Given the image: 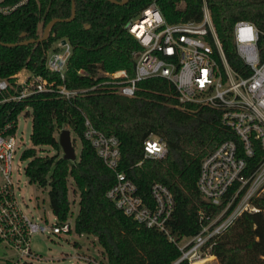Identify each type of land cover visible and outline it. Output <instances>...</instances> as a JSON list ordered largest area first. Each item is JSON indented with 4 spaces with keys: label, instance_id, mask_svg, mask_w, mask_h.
I'll return each instance as SVG.
<instances>
[{
    "label": "trees",
    "instance_id": "obj_1",
    "mask_svg": "<svg viewBox=\"0 0 264 264\" xmlns=\"http://www.w3.org/2000/svg\"><path fill=\"white\" fill-rule=\"evenodd\" d=\"M154 1L170 23L201 20L206 2L229 63L244 75L251 72L237 51L233 28L239 20L255 23L261 31L259 47L263 50L264 0H129L124 5L109 0H76L73 20H68L72 0H29L11 14L0 13V78L15 83L13 76L27 69L63 82L70 89H90L103 79L98 69H127L133 76V52L141 45L125 24ZM55 19L61 20L40 40ZM32 39L35 42L12 47L2 44ZM62 39L73 47L64 80L46 67L48 51ZM81 69L92 76L81 75ZM22 112L33 120V147L23 153L28 161L25 173L29 182L48 188L51 211L64 221L71 213L72 178L80 197L75 231L95 236L108 264H170L180 251L165 233L139 224L107 198L115 173L84 139L86 116L98 129L119 137L120 169L137 184L141 196L150 201L155 182L164 183L173 192L176 208L169 227L175 236L197 234L201 229L199 212L217 214L223 207L207 203L197 181L202 159L223 141L237 137L221 122L220 110L181 104L176 87L165 78L139 82L134 97L104 87L88 90L72 100L53 92H35L18 103L0 104V126L16 120ZM65 125L81 138L80 158L39 155L37 147L60 149L55 133ZM151 134L166 141L165 158L145 157V140ZM258 159L259 155L250 164ZM253 203L260 211L244 212L217 240L213 252L221 264H264V195L254 198Z\"/></svg>",
    "mask_w": 264,
    "mask_h": 264
},
{
    "label": "built area",
    "instance_id": "obj_2",
    "mask_svg": "<svg viewBox=\"0 0 264 264\" xmlns=\"http://www.w3.org/2000/svg\"><path fill=\"white\" fill-rule=\"evenodd\" d=\"M28 1L0 0V13L11 14ZM125 28L141 45L133 52V76L127 69L113 72L98 69V76L103 79L97 84L90 89H70L63 82L24 69L29 74L25 78H22L23 70L15 74V83L0 78V104L18 103L35 92H53L72 100L88 90L102 87L124 97H134L139 82L165 78L176 87L181 104L220 110L221 122L234 132L237 140L223 141L202 159L197 186L207 203L223 207L217 214L205 215L200 211V231L182 237L175 236L169 227L176 208L170 188L162 182L153 183L151 200L147 201L139 194L137 184L120 169L119 137L98 129L87 116L84 121V139L115 173V182L108 189L107 198L126 216L168 236L180 251L170 264H203L220 236L244 212L260 211L253 199L264 190V48L259 47L261 31L248 20H239L234 25L237 51L251 71L244 75L229 63L206 2L201 20L170 23L154 1L132 17ZM63 40L48 51L46 58L47 69L60 75L62 80L73 52L70 42L63 43ZM79 73L92 76L84 69ZM98 76L94 75V78ZM27 110L31 112L30 107ZM21 114L16 120L0 126V242L17 257V260L0 258V264L38 259L40 255L33 251L31 244L34 234L61 235L75 229L69 219L62 221L54 215L51 221L45 216H34L20 205V180L15 182L13 173L20 178L25 170L23 153L29 149L16 133ZM144 151L147 158L163 159L168 155V145L151 134L145 140ZM258 155L259 159L250 164Z\"/></svg>",
    "mask_w": 264,
    "mask_h": 264
},
{
    "label": "rangeland",
    "instance_id": "obj_3",
    "mask_svg": "<svg viewBox=\"0 0 264 264\" xmlns=\"http://www.w3.org/2000/svg\"><path fill=\"white\" fill-rule=\"evenodd\" d=\"M29 72L22 71V78H25ZM63 129H70L73 143L75 146L77 159L80 158L82 141L77 136L74 130L69 125H65L62 129L56 131V136L59 139L60 133ZM33 130V120L31 115L22 113L19 116L17 137L26 142L28 148L33 147L31 140ZM36 151L41 156H51L59 154L64 156L63 149L57 151L50 146L37 147ZM27 160L24 161V168H26ZM15 182L20 180L19 202L21 207L26 211H31L34 216H45L51 221L53 220V213L50 208L48 188H43L35 183H30L29 179L23 170L20 178L13 173ZM1 181V176H0ZM264 190L257 196H263ZM69 197L71 201V213L69 215L70 222L74 225L76 216L79 212V192L75 191V184L70 178L69 181ZM27 204V205H26ZM32 249L38 253L40 257L27 261L21 259L18 264H108L104 248L98 242V239L93 235L76 233L75 229L67 234H41L37 233L31 239ZM214 249V248H213ZM212 251L208 254V259L203 264H221L219 258ZM13 257L17 260L15 253L6 247V244L0 242V258Z\"/></svg>",
    "mask_w": 264,
    "mask_h": 264
},
{
    "label": "water",
    "instance_id": "obj_4",
    "mask_svg": "<svg viewBox=\"0 0 264 264\" xmlns=\"http://www.w3.org/2000/svg\"><path fill=\"white\" fill-rule=\"evenodd\" d=\"M109 1H111L115 4L124 5V4H127L129 0H121V1L109 0ZM75 14H76V0H72V15L68 20H73L75 17ZM60 20L61 19H55L51 23H49L45 29V33H44L43 38H41L40 40L45 39L49 34L51 26L55 22L60 21ZM31 42H35V40L32 39V40H26V41H23L20 43H2V44L5 46H8V47H12V46H16V45L31 43ZM65 42H66V40H63V43H65ZM59 143L61 145V148L63 149L64 158L69 159V160H76L77 159V154H76V150H75V146L73 143V139L71 136V130L70 129H63L61 131L60 136H59Z\"/></svg>",
    "mask_w": 264,
    "mask_h": 264
},
{
    "label": "crops",
    "instance_id": "obj_5",
    "mask_svg": "<svg viewBox=\"0 0 264 264\" xmlns=\"http://www.w3.org/2000/svg\"><path fill=\"white\" fill-rule=\"evenodd\" d=\"M54 215V214H53Z\"/></svg>",
    "mask_w": 264,
    "mask_h": 264
}]
</instances>
